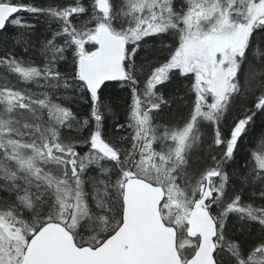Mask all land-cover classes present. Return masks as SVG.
I'll use <instances>...</instances> for the list:
<instances>
[{
  "label": "snow or ice",
  "instance_id": "obj_1",
  "mask_svg": "<svg viewBox=\"0 0 264 264\" xmlns=\"http://www.w3.org/2000/svg\"><path fill=\"white\" fill-rule=\"evenodd\" d=\"M260 117L264 0H0V264H264Z\"/></svg>",
  "mask_w": 264,
  "mask_h": 264
},
{
  "label": "trees",
  "instance_id": "obj_2",
  "mask_svg": "<svg viewBox=\"0 0 264 264\" xmlns=\"http://www.w3.org/2000/svg\"><path fill=\"white\" fill-rule=\"evenodd\" d=\"M262 135H264V117H260L256 120L254 131L243 140L241 149L242 154H247L252 151L257 140Z\"/></svg>",
  "mask_w": 264,
  "mask_h": 264
}]
</instances>
